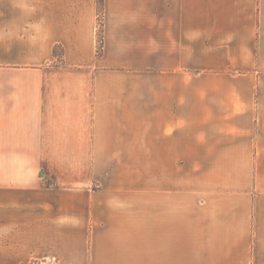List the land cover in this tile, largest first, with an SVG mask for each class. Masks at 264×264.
Instances as JSON below:
<instances>
[{"label": "crops", "instance_id": "0c3cea01", "mask_svg": "<svg viewBox=\"0 0 264 264\" xmlns=\"http://www.w3.org/2000/svg\"><path fill=\"white\" fill-rule=\"evenodd\" d=\"M32 260L264 264V0H0V264Z\"/></svg>", "mask_w": 264, "mask_h": 264}, {"label": "rangeland", "instance_id": "374dc122", "mask_svg": "<svg viewBox=\"0 0 264 264\" xmlns=\"http://www.w3.org/2000/svg\"><path fill=\"white\" fill-rule=\"evenodd\" d=\"M26 264H55V263L51 262L50 260H32Z\"/></svg>", "mask_w": 264, "mask_h": 264}, {"label": "trees", "instance_id": "16d2710c", "mask_svg": "<svg viewBox=\"0 0 264 264\" xmlns=\"http://www.w3.org/2000/svg\"><path fill=\"white\" fill-rule=\"evenodd\" d=\"M102 2H103V0H96V5H97L99 17H100V14H101V5H102ZM99 22H100V19H99ZM99 27H100V24H99ZM98 29L100 30V28H98ZM98 37H99L98 38V41H99V43H101V38H100V36H98Z\"/></svg>", "mask_w": 264, "mask_h": 264}]
</instances>
